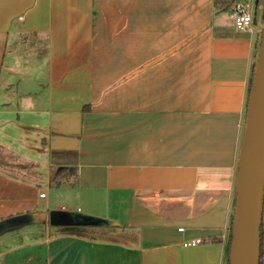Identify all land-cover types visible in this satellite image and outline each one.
I'll return each instance as SVG.
<instances>
[{
  "label": "crops",
  "instance_id": "obj_1",
  "mask_svg": "<svg viewBox=\"0 0 264 264\" xmlns=\"http://www.w3.org/2000/svg\"><path fill=\"white\" fill-rule=\"evenodd\" d=\"M246 1L239 28L213 0H0V264H227Z\"/></svg>",
  "mask_w": 264,
  "mask_h": 264
},
{
  "label": "water",
  "instance_id": "obj_2",
  "mask_svg": "<svg viewBox=\"0 0 264 264\" xmlns=\"http://www.w3.org/2000/svg\"><path fill=\"white\" fill-rule=\"evenodd\" d=\"M253 22H256L255 17ZM164 55L162 53L157 58ZM234 186L235 207L228 264H259L264 203V14ZM48 221L51 225H105L112 222L103 217L67 209L50 210Z\"/></svg>",
  "mask_w": 264,
  "mask_h": 264
},
{
  "label": "built area",
  "instance_id": "obj_3",
  "mask_svg": "<svg viewBox=\"0 0 264 264\" xmlns=\"http://www.w3.org/2000/svg\"><path fill=\"white\" fill-rule=\"evenodd\" d=\"M230 15L236 27H251L255 17L253 3L246 0L234 3L230 8ZM40 195L43 196L44 193L41 192ZM178 229L182 230L183 228L179 227ZM202 241L203 239L201 237H194L184 240L183 245H194Z\"/></svg>",
  "mask_w": 264,
  "mask_h": 264
},
{
  "label": "rangeland",
  "instance_id": "obj_4",
  "mask_svg": "<svg viewBox=\"0 0 264 264\" xmlns=\"http://www.w3.org/2000/svg\"><path fill=\"white\" fill-rule=\"evenodd\" d=\"M226 11H227V9H226ZM259 23L261 24V27H262L261 18H260ZM51 194H49V192H48V197H47L48 199L52 198ZM44 200H46V198ZM54 202H55V204H57V206L60 207L61 203L66 202V201H64L60 196H57L56 200ZM233 204H234V207H235V196H234ZM67 206L69 208L72 205H71V203H67ZM59 207H56V208L60 209ZM233 213H234V209H233ZM232 219H233V216H232ZM231 227H232V221H231ZM261 250H262L261 264H264V203H263V211H262V245H261ZM228 252H229V246H228V250H227V259H228Z\"/></svg>",
  "mask_w": 264,
  "mask_h": 264
},
{
  "label": "trees",
  "instance_id": "obj_5",
  "mask_svg": "<svg viewBox=\"0 0 264 264\" xmlns=\"http://www.w3.org/2000/svg\"><path fill=\"white\" fill-rule=\"evenodd\" d=\"M238 1H243V0H213L214 2V6L216 8H222V9H230L231 6L238 2ZM80 226H84V225H80ZM229 241H230V237H229ZM261 245H262V227H261V240H260V258H259V264H261V257H262V250H261ZM227 264H228V260H227Z\"/></svg>",
  "mask_w": 264,
  "mask_h": 264
}]
</instances>
